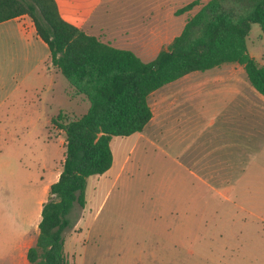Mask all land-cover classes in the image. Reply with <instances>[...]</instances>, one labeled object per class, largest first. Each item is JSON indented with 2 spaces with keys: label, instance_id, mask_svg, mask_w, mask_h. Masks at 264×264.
Segmentation results:
<instances>
[{
  "label": "rangeland",
  "instance_id": "rangeland-1",
  "mask_svg": "<svg viewBox=\"0 0 264 264\" xmlns=\"http://www.w3.org/2000/svg\"><path fill=\"white\" fill-rule=\"evenodd\" d=\"M191 1H148L147 33L121 35L113 27L115 20L127 24L137 13L113 10L129 1L106 0L95 10L89 32L114 46L152 53L158 36L178 34L207 0L175 14ZM249 27L248 51L264 65V34L256 23ZM143 37L144 48H139ZM227 65L191 72L153 91L152 118L145 128L111 138L112 166L87 178L85 206L75 204L69 213L70 225L63 232L68 264H264V159L231 190L217 193L190 175L180 157L186 146L187 107L199 104L194 97L204 81L227 73L245 77L242 65ZM34 84L33 110L20 114L12 129L0 130V237L5 239L22 236L29 225L42 193V168L45 200L62 169L65 134L51 120L59 113L62 123L79 118L89 107L60 73L53 83L46 77ZM176 133L184 139L180 145L172 144ZM10 153L18 159L5 157ZM28 232L33 235V226Z\"/></svg>",
  "mask_w": 264,
  "mask_h": 264
},
{
  "label": "trees",
  "instance_id": "trees-1",
  "mask_svg": "<svg viewBox=\"0 0 264 264\" xmlns=\"http://www.w3.org/2000/svg\"><path fill=\"white\" fill-rule=\"evenodd\" d=\"M199 0L175 10H191ZM26 14L47 45L52 65L89 103L79 118L59 121L64 131L62 169L42 203L36 242L26 252L32 264H68L64 230L75 204H86V180L113 163L110 140L141 132L152 118L149 95L182 76L224 63L242 65L248 82L264 98V65L250 55L246 37L252 23L264 34V0H207L187 17L178 35L143 61L66 21L56 0H0V22Z\"/></svg>",
  "mask_w": 264,
  "mask_h": 264
},
{
  "label": "crops",
  "instance_id": "crops-1",
  "mask_svg": "<svg viewBox=\"0 0 264 264\" xmlns=\"http://www.w3.org/2000/svg\"><path fill=\"white\" fill-rule=\"evenodd\" d=\"M56 1L60 14L66 21L90 33L89 28L93 27L96 20L94 12L106 0ZM124 1H129L130 4L123 7L114 6L113 10L121 8L126 12L131 8L137 14L134 17L130 16V19H134L127 24L123 23V20L116 19L113 25L115 31L121 35H145L147 33L146 3L151 0ZM85 5L91 7L86 9ZM26 16L22 14L0 22V130L12 129L19 123L20 114L33 110L36 103L31 89L35 85V80L45 81L47 77L53 83L55 76L61 74L52 65L49 50L46 55L48 49L46 43L36 34L33 22L29 24L26 22ZM176 35L172 38L169 35L158 36L155 51L152 53L139 52L128 47L120 48L130 49L143 61H149ZM144 42L145 37L142 38L143 44L139 48H144ZM227 64L229 63L206 71L224 69L229 67ZM204 82L202 89L194 97L200 98L199 104L187 107V129L183 132L186 136V146L180 157H184L190 175L207 188L219 193L235 187L252 166L260 159H264V98L248 82L246 76L240 80L236 75L227 73ZM173 139L172 144L177 142L180 145L184 142L179 133H176ZM5 157L18 159L14 158L17 157V153L6 154ZM45 171L42 168V175L38 173L42 193L37 198L34 215L23 235L12 239L0 237V264H32L27 260L26 252L35 244L38 234L40 212L46 196V176L43 175ZM31 226H33L32 236L28 232V227Z\"/></svg>",
  "mask_w": 264,
  "mask_h": 264
}]
</instances>
